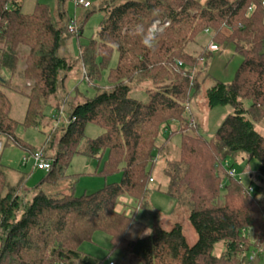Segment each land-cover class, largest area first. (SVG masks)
I'll list each match as a JSON object with an SVG mask.
<instances>
[{
	"label": "trees",
	"instance_id": "16d2710c",
	"mask_svg": "<svg viewBox=\"0 0 264 264\" xmlns=\"http://www.w3.org/2000/svg\"><path fill=\"white\" fill-rule=\"evenodd\" d=\"M65 2L55 0L53 11L36 4L32 12L24 13L18 0H0L2 149L13 146L27 155L40 150L51 164L28 193L9 182L7 171L13 170L0 164V264H99L80 250L97 232L109 237L111 251L123 261L264 264V206L252 181L248 187L253 191L248 192L240 179L227 173L232 168L228 159L245 156L258 162L254 178L264 182V135L256 131L264 122L262 0H103L97 9L103 15L98 32L79 49L95 94L84 97L75 89L83 101L69 105L61 136L56 139L51 131L43 147L34 149L16 131L19 126L38 128L46 107L52 104L58 112L63 105L70 68L67 58L59 55L63 40L79 39L95 12L87 11L92 5L83 9L86 13L78 25L68 16ZM74 21L77 32L70 34ZM156 21L162 31L150 37ZM202 34H209L218 47L232 44L242 59L230 83L213 80L205 92L208 109L231 110L210 139L197 132L189 111L202 90V62L213 54L206 47L198 55L187 52ZM114 57L115 66L110 67ZM105 70L107 86L102 87ZM145 82L152 85L146 91L148 101L129 98L130 86ZM4 89L26 98L21 122L12 119ZM171 123H178L170 136L179 135L180 144L178 158L166 159L167 194L177 208L188 211L197 235L192 246L181 225L167 231L156 218L148 235L126 238L138 211L148 206L149 180L166 146L157 139ZM89 126L98 129L97 136H86ZM76 156L101 164L98 173L104 179L118 174L120 180L75 196L77 176L67 171ZM122 199L130 203L119 211ZM217 244L224 248L219 256L213 253ZM243 245L248 252L263 253L249 261L241 256Z\"/></svg>",
	"mask_w": 264,
	"mask_h": 264
},
{
	"label": "rangeland",
	"instance_id": "374dc122",
	"mask_svg": "<svg viewBox=\"0 0 264 264\" xmlns=\"http://www.w3.org/2000/svg\"><path fill=\"white\" fill-rule=\"evenodd\" d=\"M18 1L22 3L24 13L32 12L36 4H44L48 6L51 11L55 8V0ZM84 1L92 5L87 11L94 9L95 12L83 25L82 36L79 39L74 36L65 37L59 52L60 56L67 58L68 64L70 65L69 70L66 71V78L64 81V93L68 94V96L65 98L58 112H54L52 104L45 108V117L38 128L24 129L19 126L16 131L18 138L31 148H42L51 131L56 139L59 138L69 119L70 107H74L77 102L83 101V96L81 94H83L84 97H91L95 94L94 90L91 88V83L86 78L85 69H82L79 49L87 45L89 40L95 38L98 32L103 15L102 12L97 11V9L103 0ZM64 8L70 18L77 20L78 25L82 23L83 16L86 13L85 10L81 7H76L73 0H66ZM210 39L211 37L209 34L198 36L196 42L187 47V52L192 55H198L204 47H207ZM241 60V57L235 52L234 46L232 44H227L219 46L218 52L208 55L202 62V73L199 77V80H202V90L196 99L191 101L189 111L192 119L197 124V132L206 139H210L214 136L216 130L225 117L230 114L231 110L227 106L216 107L211 110L208 109L206 106L205 92L211 86L213 80L224 84L230 83L234 78ZM115 63L116 57L112 59L110 67H114ZM106 78L107 70L102 72L100 81L102 87L107 86ZM130 87L129 98L143 103L148 101L146 91L152 88L149 82L131 85ZM75 89L81 94H77L76 91H74ZM4 91L11 102L12 119L21 122L25 116L26 98L9 89H4ZM72 98L73 102H75L73 104H71ZM59 113L63 114L60 115ZM54 117L57 118V121L53 119ZM177 128L178 123H171L168 128H162L160 132L157 143L160 145L166 142L164 158L158 157L156 160V165L151 176L155 182L149 187L148 206L146 209L138 211L136 222L126 234L128 240H135L141 236L142 233L143 235H148L154 224V218H156L158 224L167 231L176 224L181 225L183 235L189 246L194 245L197 241V235L187 219V209H183L182 207L177 208L178 204L176 201L171 199L167 194L169 178L165 175L164 170L166 168V159L175 160L178 158L180 136L177 134L170 136V133L176 131ZM256 131L264 135V122L261 125H256ZM98 132L97 128L89 126L86 130V136L95 137ZM50 155H52V152ZM27 156L26 153L16 147L9 146L0 151V164L13 170L12 172L7 171V178L13 186L20 185L31 192L46 173L33 169L31 161H29L25 167L22 166L21 162L23 158ZM227 162L229 165H232L236 173V178L240 179L245 188H247L250 181H252L256 196L264 206V182L255 180L254 178L258 162L256 160H247L245 156H238L236 160L228 159ZM3 169L5 170V168ZM100 169L101 164L98 166L97 161L90 158L76 156L73 159L67 171V175L77 176V182L74 186L75 196L94 193L103 188L105 184L118 182L120 180L118 174L104 179L98 173ZM31 195L32 194L29 193L30 197ZM243 248L247 249L244 245ZM80 250L82 253L98 261L99 264H140L134 260H121V255L118 252L111 251L109 237L100 232L95 233L91 241L83 244ZM223 250V245L217 244L214 247L213 253L219 256Z\"/></svg>",
	"mask_w": 264,
	"mask_h": 264
},
{
	"label": "built area",
	"instance_id": "2783aa9c",
	"mask_svg": "<svg viewBox=\"0 0 264 264\" xmlns=\"http://www.w3.org/2000/svg\"><path fill=\"white\" fill-rule=\"evenodd\" d=\"M74 4L76 7H81L82 9H86L89 8L91 6V4L87 1L84 0H73ZM261 7H262V11L264 13V0H262L261 2ZM167 24H165L166 26ZM162 31V28L158 27V22H154L153 26L149 29V33H150V37H154L158 34H160ZM68 32L70 34H74L77 32V26L75 21L71 23V25L68 28ZM207 52L209 53H216L219 51V47L215 44V42H213L212 40L208 43L207 47H206ZM179 66H181V64H179ZM30 84L28 83L27 86H29ZM2 150V143L0 142V151ZM31 161L32 165H33V169L38 170V171H42L45 173H48L51 167L50 161H48L45 157H44V153L40 150L35 151L34 153L28 155L27 157L23 158L21 164L22 166H26L27 163ZM228 176L230 178H236V173L235 170L233 168H230L228 170ZM150 183L153 182L152 179L149 180ZM248 192H252L253 188L248 187L247 188ZM241 248V254L242 257H247L249 261H252L256 254H262L263 250L260 249L257 251V253L254 252H248L247 249L240 247ZM109 264H113V263H109Z\"/></svg>",
	"mask_w": 264,
	"mask_h": 264
},
{
	"label": "crops",
	"instance_id": "0c3cea01",
	"mask_svg": "<svg viewBox=\"0 0 264 264\" xmlns=\"http://www.w3.org/2000/svg\"><path fill=\"white\" fill-rule=\"evenodd\" d=\"M200 1H202V0H200ZM60 115L61 114H63V113H59ZM55 118V120L57 121V118L56 117H54ZM68 122V121H67ZM152 180H153V178H151ZM154 180H153V182L152 183H149V185H148V187H151V184H154ZM24 188V187H23ZM23 191H26V192H28V190L27 189H23ZM130 203V201L129 200H127V199H122L121 200V203H120V205L118 206V210L119 211H121L122 210V207L124 206V205H127V204H129ZM150 233V232H149ZM148 233V234H149Z\"/></svg>",
	"mask_w": 264,
	"mask_h": 264
}]
</instances>
